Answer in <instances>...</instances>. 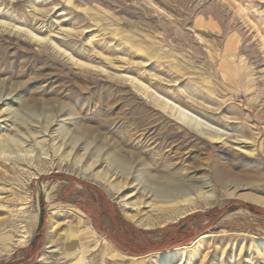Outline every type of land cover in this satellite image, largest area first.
<instances>
[{
    "label": "rangeland",
    "instance_id": "rangeland-1",
    "mask_svg": "<svg viewBox=\"0 0 264 264\" xmlns=\"http://www.w3.org/2000/svg\"><path fill=\"white\" fill-rule=\"evenodd\" d=\"M0 20V126L28 130L0 157V264H264V205L238 197L264 198V0H0ZM120 155L189 200L128 205Z\"/></svg>",
    "mask_w": 264,
    "mask_h": 264
},
{
    "label": "bare ground",
    "instance_id": "bare-ground-1",
    "mask_svg": "<svg viewBox=\"0 0 264 264\" xmlns=\"http://www.w3.org/2000/svg\"><path fill=\"white\" fill-rule=\"evenodd\" d=\"M0 23L2 25H6L7 24L6 22H4L2 20H0ZM12 99L13 98L10 96V93H9L6 98L4 97V95L2 97H0V102H2L4 104H8V101H10ZM14 102L16 104H18V107L10 112V114H13V115L15 114L16 111L19 110V108H21L22 106L25 105L24 99L18 100V97H16V99H15ZM5 126H7L6 123H5ZM17 126L18 127H17V131H16V134L15 135L3 134L2 133L3 132L2 126H0V157L5 158L6 156H9L12 153V150L17 149V147L19 146L20 139L21 138L24 139L25 137H28V130L26 128H24L23 125L21 123H19V122H17ZM70 126L71 125L68 124V125H66V128L69 129ZM81 127H83V125H81ZM15 154H16V152H15ZM115 160L121 166L126 167L128 169V176L125 175L124 177H120V180H117L118 178L116 176L114 177V173H112L113 171L111 172V175H110V177L114 178V179H112V180H114L113 183L116 186H118L120 188V190L123 192V197H125L127 199V201H128L127 204L128 205L129 204H132V205H141V204H143V203L146 202V200H144V198L145 199L148 198L149 195H150L149 198L152 197V196H154L155 198L156 197H159L161 200L158 201V202L168 203L169 204L166 207L164 206V208L162 206H160L158 208H154L153 209V211L159 213V212H166L168 210V208L174 207V205H176L178 203H181V202H184V201H188L189 200V199H184L183 198V194L180 192L181 190H179V192H175L174 191V187L175 186L178 187V188H181L183 186V184L180 181H178L177 177L174 174L171 173V175H174V176L167 178L166 181H162V180H159L158 179V175L154 174L153 172L150 173V172H147L146 171V169L144 167H146L148 160L147 161L146 160H141L139 162L138 165H140V166L142 165L143 168H138L137 166L131 165V163L127 159H125L124 157H122L121 155L120 156H117L115 158ZM115 160H114V162H115ZM103 164H104V162H103ZM97 165L98 164H96V166ZM230 168H231V166H230ZM132 171L135 172L136 174H135V176H133V179H130L129 174L132 173ZM232 174H234V173L232 172ZM210 177H211V175H210ZM243 180H244V177H243ZM195 182H197V181H195ZM151 184H156V188H155V191L154 192L150 188ZM245 185L238 186L237 187L238 188V191H239V188L240 187H241L240 188L241 190L246 189V187H248V186H245ZM186 187H188V185ZM192 187H194V186H192ZM148 188H150V189H148ZM136 189H138L137 192H135ZM188 190H190V189L188 188ZM193 190H195V188ZM231 191H236V190H231ZM239 196L240 197H244L247 200H250L252 202H256V203H260V204L264 205V198L263 197L255 196V195L249 194L247 192L246 193L243 192L241 194H238V197ZM155 198H152V200H154ZM238 215H240V214L233 213V214L229 215L228 218H235ZM56 228H57L56 221L55 220H51V226H50V229H49L48 244H50L53 241V236H54V232H55ZM184 248L185 247L172 249L169 252L170 253H174L175 251L182 250ZM180 260H182V259H180Z\"/></svg>",
    "mask_w": 264,
    "mask_h": 264
},
{
    "label": "water",
    "instance_id": "water-1",
    "mask_svg": "<svg viewBox=\"0 0 264 264\" xmlns=\"http://www.w3.org/2000/svg\"><path fill=\"white\" fill-rule=\"evenodd\" d=\"M41 223H42V219H41Z\"/></svg>",
    "mask_w": 264,
    "mask_h": 264
}]
</instances>
